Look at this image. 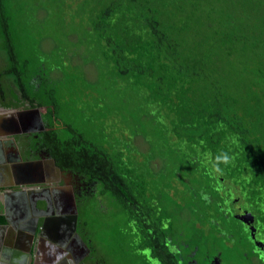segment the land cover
Segmentation results:
<instances>
[{"label":"trees","instance_id":"trees-1","mask_svg":"<svg viewBox=\"0 0 264 264\" xmlns=\"http://www.w3.org/2000/svg\"><path fill=\"white\" fill-rule=\"evenodd\" d=\"M4 5L0 0V105L28 102L45 109L39 148L60 169L95 185V200L118 205L127 227L135 229L139 244L132 252L149 249L161 264H177L167 239L176 237L173 225L180 221L158 198L162 189L174 188L160 186L157 177L165 172L198 199V206L191 202L201 213L197 229L206 223L211 232L226 228L233 218L224 216V203L232 194L264 221V0H111L97 14L94 27L106 33L111 72L165 109L181 159L190 161L180 169L148 167L133 159L126 144L110 145L95 130L60 117L64 95H56L51 78H42L37 60L21 54ZM86 210V203L79 208L78 231L96 259ZM185 245L192 247L193 240Z\"/></svg>","mask_w":264,"mask_h":264},{"label":"rangeland","instance_id":"rangeland-1","mask_svg":"<svg viewBox=\"0 0 264 264\" xmlns=\"http://www.w3.org/2000/svg\"><path fill=\"white\" fill-rule=\"evenodd\" d=\"M110 1L5 0L4 8L14 18V27L10 26V29L21 46V54L37 60L44 69L42 78H51L49 80L56 85V95H64L62 99L66 106L62 107L60 117L85 129L95 130L110 145H113V140L126 144L133 159L148 167L152 164L159 169L188 166L190 161L181 159L180 143L168 130L169 119L165 109L153 102L143 88L125 79L118 80L107 64L104 50L106 33L96 30L94 23L99 10ZM195 40L196 35L193 41L196 44ZM0 57L2 68L5 56L0 53ZM122 94L126 96L120 99ZM21 107L26 108L22 105L17 109ZM44 110L41 108L42 112ZM157 180L162 183L160 186L174 187L162 189L158 198L180 221L173 225L178 241L191 239L193 245L201 249L206 236L202 227L195 228L201 213L194 212L191 207L192 200L198 206V199H193L192 191L179 188L181 180L169 177L167 172ZM186 182L190 186V180ZM225 187L232 189L230 185ZM88 190L93 193L97 187L91 185ZM184 195H187L186 200ZM232 195V199L239 198ZM107 200L102 198L100 203L92 196L86 201L89 229L94 231L91 239L96 251V259L93 256L87 264H158L148 251L139 249L132 252L139 244L133 241L135 229L127 227L126 216L118 205ZM232 225L235 238L245 240L247 236L240 232V225Z\"/></svg>","mask_w":264,"mask_h":264},{"label":"flooded vegetation","instance_id":"flooded-vegetation-1","mask_svg":"<svg viewBox=\"0 0 264 264\" xmlns=\"http://www.w3.org/2000/svg\"><path fill=\"white\" fill-rule=\"evenodd\" d=\"M22 105L26 106L27 110L37 108L40 113L30 112L23 116L17 115L14 118L0 114V154L1 159L7 163L9 169L7 173L12 172V178H15L14 173H17L20 167L19 163L24 160L25 155L32 156V161H45L52 158L46 150L39 148L41 134L46 130L47 125L45 112H42L41 108L31 107L28 102H24ZM37 169L39 175L35 179L42 181V185L46 183L49 185L51 190L47 191V195L52 200L47 209L41 206L43 204H39L40 208L43 209L42 212L46 217L64 216L69 221L72 230L70 245L74 248L71 251V257L73 262H80L85 257L84 247L87 241L78 231V222L74 231L75 210L72 197L75 199L79 218V208L85 205L87 199L92 195V192L88 190L90 185L85 179L70 171L61 169L62 173L59 174L50 163H42ZM223 210L224 216L229 220L231 217L233 218L227 225L229 229L220 227L218 228L220 233L211 232V226L206 223L207 229L202 226L206 239L202 243L201 249L196 245L192 247L185 245L184 248V242H179L177 237L167 239V245L173 254L174 262L177 264H264V221L239 198L225 200ZM233 223L240 225V232L247 236L245 240L242 237L235 238ZM178 237L181 238V234ZM144 251L150 252L149 249ZM151 259L157 261L152 257ZM157 262L161 264L159 261Z\"/></svg>","mask_w":264,"mask_h":264},{"label":"crops","instance_id":"crops-1","mask_svg":"<svg viewBox=\"0 0 264 264\" xmlns=\"http://www.w3.org/2000/svg\"><path fill=\"white\" fill-rule=\"evenodd\" d=\"M24 157L12 178L0 154V264H87L92 248L86 242L84 259L73 262L69 221L64 216L44 215L39 204L47 209L52 201L47 195L51 188L36 181L38 169L24 166L32 156Z\"/></svg>","mask_w":264,"mask_h":264},{"label":"water","instance_id":"water-1","mask_svg":"<svg viewBox=\"0 0 264 264\" xmlns=\"http://www.w3.org/2000/svg\"><path fill=\"white\" fill-rule=\"evenodd\" d=\"M0 111H3L4 113H9L11 116H15V115H18V116H23L27 113H30V112H35V113H40V110L35 108L33 110H25V109H14V108H4V107H1L0 108ZM14 118V117H12ZM42 163L44 164H47V163H50V165L52 167H54V169L59 173L61 174L62 173V170L56 165L55 163V160L53 158H49L48 160H33V161H30V162H27L24 166L25 167H38V166H41ZM42 182V181H41ZM40 182V184H41ZM44 183V182H43ZM20 186V185H19ZM72 204H73V207H74V210H75V217H74V220H75V226H74V230H76V225H77V222H78V210H77V207H76V202H75V199L72 197Z\"/></svg>","mask_w":264,"mask_h":264}]
</instances>
